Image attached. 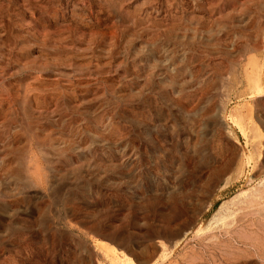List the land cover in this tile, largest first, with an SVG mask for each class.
Returning <instances> with one entry per match:
<instances>
[{
    "label": "rangeland",
    "instance_id": "rangeland-1",
    "mask_svg": "<svg viewBox=\"0 0 264 264\" xmlns=\"http://www.w3.org/2000/svg\"><path fill=\"white\" fill-rule=\"evenodd\" d=\"M0 264H264V0H0Z\"/></svg>",
    "mask_w": 264,
    "mask_h": 264
},
{
    "label": "bare ground",
    "instance_id": "bare-ground-1",
    "mask_svg": "<svg viewBox=\"0 0 264 264\" xmlns=\"http://www.w3.org/2000/svg\"><path fill=\"white\" fill-rule=\"evenodd\" d=\"M258 74H259V73H258ZM239 195H240V193H239ZM237 196H238V195H237ZM235 198H236V196H235ZM223 208H224V206H223ZM225 209H226V208H225ZM226 210H227V209H226ZM217 212H218V211H217ZM219 214H220V212H219ZM221 214H222V213H221ZM221 214H220V215H221ZM228 214H229V213H228ZM215 215H217V214H215ZM213 217H214V216H213ZM214 218H218V217H214ZM222 218H224V217H222ZM213 220H214V219H213ZM213 220H212V221H213ZM221 221H222V220H221ZM209 223H210V222H209ZM209 223H208V224H209ZM207 227H208V226H207ZM204 229H205V228H204ZM201 230H203V227H200L199 230H198V232H200ZM203 231H204V230H203Z\"/></svg>",
    "mask_w": 264,
    "mask_h": 264
}]
</instances>
